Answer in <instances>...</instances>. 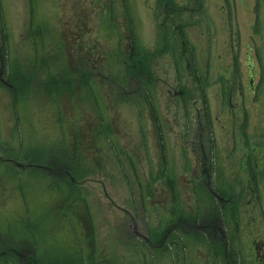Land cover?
<instances>
[{
    "label": "rangeland",
    "instance_id": "1",
    "mask_svg": "<svg viewBox=\"0 0 264 264\" xmlns=\"http://www.w3.org/2000/svg\"><path fill=\"white\" fill-rule=\"evenodd\" d=\"M170 2L178 5L177 31ZM163 3L0 0V264L35 254L40 264L206 262L195 238L202 232L180 222L191 223L186 216L196 207L192 200L199 204L201 188L178 178L172 162L180 161L173 119L193 115L179 105L174 116L168 100L180 52L175 39L185 37L188 59L199 71L208 61L213 78L234 53L244 69L252 3ZM215 90L210 85L213 113ZM237 230L235 248L247 264L253 231Z\"/></svg>",
    "mask_w": 264,
    "mask_h": 264
},
{
    "label": "flooded vegetation",
    "instance_id": "2",
    "mask_svg": "<svg viewBox=\"0 0 264 264\" xmlns=\"http://www.w3.org/2000/svg\"><path fill=\"white\" fill-rule=\"evenodd\" d=\"M250 1L249 60L244 69L237 53H234L227 70L217 74L215 79L209 76L208 61L199 71L193 58L188 59L190 47L185 37L177 36V32L174 35L177 36L175 44L180 43V52L168 84V100L173 106L174 116L179 105L193 110V115L190 113L183 122L173 119V126L177 127L174 129V157L180 161L174 159L172 162L178 178L199 183L201 188L199 204L192 200L191 206L195 204L196 207L186 216L191 223H185L182 218L180 222L191 230L193 228L194 232H202L195 238L205 248L204 264H245L240 260L241 252L235 248L238 227L253 231L250 235L252 253L247 264H264V232L257 228L264 227V0ZM170 4V19L175 21L174 30L177 31L175 14H178V5L175 2ZM161 14L159 12L158 16ZM129 30L125 27L122 31L127 41L130 40ZM236 40L234 38L233 42L236 43ZM0 81L5 82V78L0 76ZM212 84L216 85L218 100L215 113L209 99ZM189 128L199 142L191 158L189 152L192 144L187 138ZM2 159L4 163L19 169L24 167L13 157ZM65 174L73 180L74 175L69 172ZM160 174L165 175L166 172L161 171ZM193 192L199 194L195 190ZM158 195L162 196L161 190H158ZM156 204L157 209L159 205L162 206L161 203ZM172 226H167L161 243L168 237ZM22 258L18 260L13 257L11 264H40L39 259L32 256L22 255ZM214 258L215 262L211 260Z\"/></svg>",
    "mask_w": 264,
    "mask_h": 264
},
{
    "label": "clouds",
    "instance_id": "3",
    "mask_svg": "<svg viewBox=\"0 0 264 264\" xmlns=\"http://www.w3.org/2000/svg\"><path fill=\"white\" fill-rule=\"evenodd\" d=\"M189 135H188V139H189V141L191 142V144H192V149H191V151L189 152V157L191 158V155H192V152H195V151H197V149H198V139H197V137L194 135V134H191V128H189Z\"/></svg>",
    "mask_w": 264,
    "mask_h": 264
},
{
    "label": "trees",
    "instance_id": "4",
    "mask_svg": "<svg viewBox=\"0 0 264 264\" xmlns=\"http://www.w3.org/2000/svg\"><path fill=\"white\" fill-rule=\"evenodd\" d=\"M75 34V33H74ZM74 36H76V40H77V38H79V36L77 35V34H75ZM76 40H74V41H76ZM75 47L76 48H78V47H80L81 48V46L79 45V43H77L76 45H75ZM63 56H64V53H63ZM68 60V55L66 54V57L64 56V61H67ZM91 60H92V62H93V59L90 57V56H86V58H85V61H87V62H91ZM91 62V63H92ZM131 73V72H130ZM3 243V242H2ZM1 243V244H2ZM2 247L4 248V250L5 251H8V250H10L9 249V246L6 244V243H4V244H2ZM10 255H11V253H10ZM34 258H37V256H36V254H35V257Z\"/></svg>",
    "mask_w": 264,
    "mask_h": 264
},
{
    "label": "bare ground",
    "instance_id": "5",
    "mask_svg": "<svg viewBox=\"0 0 264 264\" xmlns=\"http://www.w3.org/2000/svg\"><path fill=\"white\" fill-rule=\"evenodd\" d=\"M77 139H80V137L78 138V135L75 133V134H74V139H73L74 141L72 142L73 145H77V143H78V142H77ZM61 218H62V217H60V219H61Z\"/></svg>",
    "mask_w": 264,
    "mask_h": 264
}]
</instances>
